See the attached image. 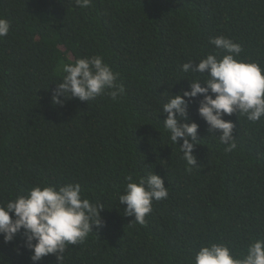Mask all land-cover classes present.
<instances>
[{
    "label": "trees",
    "instance_id": "obj_1",
    "mask_svg": "<svg viewBox=\"0 0 264 264\" xmlns=\"http://www.w3.org/2000/svg\"><path fill=\"white\" fill-rule=\"evenodd\" d=\"M0 18L10 23L0 38V202L37 185L79 183L83 198L104 207L102 225L69 246L63 264H193L202 245L223 243L239 256L264 239V117L225 115L236 138L225 151L220 131L208 132L198 114L202 97L192 100V167L160 113L168 93L190 90L187 79L198 74L180 66L216 51L211 38L241 44L239 59L264 69V0H92L88 8L0 0ZM94 55L119 74L120 98L53 103L61 64ZM150 172L164 179L168 198L152 202L143 225L132 223L118 197L128 176L138 182ZM31 255L22 233L7 243L0 235V264H33Z\"/></svg>",
    "mask_w": 264,
    "mask_h": 264
},
{
    "label": "clouds",
    "instance_id": "obj_2",
    "mask_svg": "<svg viewBox=\"0 0 264 264\" xmlns=\"http://www.w3.org/2000/svg\"><path fill=\"white\" fill-rule=\"evenodd\" d=\"M91 4L92 0H75L80 8H88ZM9 31V21L0 18V38L7 36ZM210 43L216 51L201 58L195 67L193 61L180 66L183 73L198 74L195 80L185 78L190 90L176 95L168 93L160 110L167 114L162 123L169 140L179 146L182 158L192 167L197 164L193 150L199 141V125L188 122L191 119L188 106L192 100L202 97L198 114L208 125V132L220 131L218 140L227 146L225 151L236 148V138L232 135L235 125L224 120L225 115L239 113L251 122L264 117V69L256 62L239 59L243 48L230 38L221 35L211 38ZM60 70L63 79L53 93L55 104H63L60 97L90 102L105 94L115 101L125 91L124 86L117 83L119 74L99 55L79 58L75 63H62ZM181 120L185 122L180 123ZM126 179L128 182L118 202L126 205L124 215L134 217L132 223L143 225L146 215L152 211V202L168 198V188L164 179L154 172L140 177L138 182L132 181L131 176ZM102 209V204L83 198L79 183L37 185L26 195L0 202V235L7 243L22 233L24 247L32 252L33 264L50 254L56 256L57 264H63L69 246L83 243L93 232V225H102ZM193 264H264V239L249 243L239 256L223 243L202 245Z\"/></svg>",
    "mask_w": 264,
    "mask_h": 264
}]
</instances>
